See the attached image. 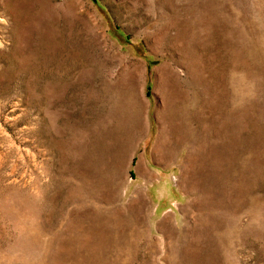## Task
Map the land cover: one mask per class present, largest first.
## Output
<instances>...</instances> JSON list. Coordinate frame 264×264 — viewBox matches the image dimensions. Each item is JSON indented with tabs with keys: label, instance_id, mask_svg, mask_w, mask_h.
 I'll list each match as a JSON object with an SVG mask.
<instances>
[{
	"label": "rangeland",
	"instance_id": "1",
	"mask_svg": "<svg viewBox=\"0 0 264 264\" xmlns=\"http://www.w3.org/2000/svg\"><path fill=\"white\" fill-rule=\"evenodd\" d=\"M0 264H264V0H0Z\"/></svg>",
	"mask_w": 264,
	"mask_h": 264
}]
</instances>
